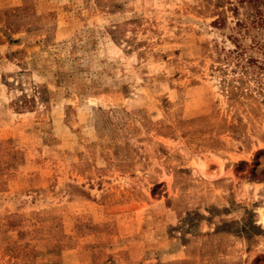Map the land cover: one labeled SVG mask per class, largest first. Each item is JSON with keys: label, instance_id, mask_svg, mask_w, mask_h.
I'll return each instance as SVG.
<instances>
[{"label": "rangeland", "instance_id": "374dc122", "mask_svg": "<svg viewBox=\"0 0 264 264\" xmlns=\"http://www.w3.org/2000/svg\"><path fill=\"white\" fill-rule=\"evenodd\" d=\"M0 264H264V0H0Z\"/></svg>", "mask_w": 264, "mask_h": 264}]
</instances>
